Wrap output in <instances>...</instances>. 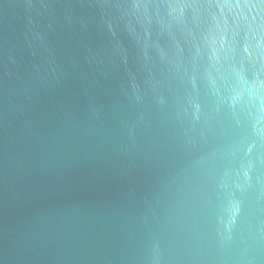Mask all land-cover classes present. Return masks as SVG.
<instances>
[{
    "label": "water",
    "instance_id": "obj_1",
    "mask_svg": "<svg viewBox=\"0 0 264 264\" xmlns=\"http://www.w3.org/2000/svg\"><path fill=\"white\" fill-rule=\"evenodd\" d=\"M0 264H264V0H0Z\"/></svg>",
    "mask_w": 264,
    "mask_h": 264
}]
</instances>
